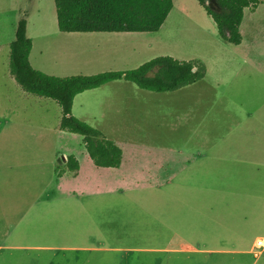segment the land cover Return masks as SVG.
<instances>
[{
	"label": "crops",
	"instance_id": "1",
	"mask_svg": "<svg viewBox=\"0 0 264 264\" xmlns=\"http://www.w3.org/2000/svg\"><path fill=\"white\" fill-rule=\"evenodd\" d=\"M263 7L261 4L255 12L246 9V13H258ZM158 33H63L64 43L56 44L58 47L55 48L50 46L57 38L43 36L32 39L30 62L36 70L58 77L92 75L101 70L119 71L118 67H112L116 65L109 63L124 62L136 51L134 48L131 55H127L124 47H113L110 43L144 35L148 40L147 49H151L153 42L159 40ZM234 46L249 48L243 61L244 65L253 64L254 68L247 75L243 74L238 85L230 80L238 74L236 70H228L222 80L214 84L213 88L223 89L215 98L223 109L222 117L215 119L221 124L211 125L219 132H210L208 126L205 128V120L197 122L193 134L186 140L190 148L187 144L184 148L164 150L160 154L156 178L159 188L158 246L111 248L108 250L112 253L111 264H147L154 259L134 257L133 252L162 254L154 264H171L173 254L186 256L187 260L179 261L180 264H216L209 262L211 257L231 254L253 255V264H256L262 257L264 134L260 130L264 125V95L261 94L264 87V35H255L250 38V43L243 37L242 43ZM154 75L155 71L149 74ZM207 77L208 67L205 79ZM130 84L134 83L117 80L79 94L74 99L73 114L86 121L84 114L103 116L96 112L97 107H90L87 97L101 93L109 85L128 89L132 87ZM190 98L193 96L186 95L185 102L174 110L177 113L183 108L191 110L210 99L200 100L199 97L197 101H188ZM76 103L80 114L75 113ZM201 126L204 131H199ZM30 136L32 141L28 148L5 151V155H16L20 159L9 163L5 170L0 167V179H10L9 173L16 174L15 181H0V264H56L60 258L63 264H69L71 252L85 251V247L80 246L86 242V234L80 228V221L86 216L85 201L97 196L103 179L113 174L112 179H125L119 172L125 169L124 154L120 168H100L91 159L86 160L87 172L74 151L56 153L54 149L41 148L39 142L48 136L39 132L30 133ZM72 155L80 165L77 173L67 168L68 157ZM101 171H110L111 174L103 176ZM59 172L63 174L59 176ZM12 188L15 193L10 192ZM12 198L13 201L9 202ZM9 203L14 204V215L7 212ZM72 215L77 224L71 230L69 224L63 226L60 221L69 220ZM47 221L55 222L53 230L49 234L40 232L42 239L39 240L37 230L34 234L31 229ZM24 225H30V228L24 229ZM146 235L152 237L153 233L149 230ZM259 241L263 246H258ZM194 255H204L205 259ZM79 258L78 255L75 258L77 263ZM181 259L182 256L178 258Z\"/></svg>",
	"mask_w": 264,
	"mask_h": 264
},
{
	"label": "rangeland",
	"instance_id": "2",
	"mask_svg": "<svg viewBox=\"0 0 264 264\" xmlns=\"http://www.w3.org/2000/svg\"><path fill=\"white\" fill-rule=\"evenodd\" d=\"M21 19L27 21V34L30 39L38 40L43 36L57 38L51 48L64 43L61 38L63 33L57 25L54 0H0V167L5 170L9 163H16L20 159L16 155H5L6 150L28 148L32 141L30 133L39 132L48 136L39 142L41 148L54 149L56 153L60 150L62 153L74 151L80 156L88 172L86 160L90 158L83 144V137L59 130L61 107L52 99L25 92L11 74L10 44L15 40L17 24ZM262 26L264 7L258 13H246L245 10L240 30L247 43H250V38L253 39L255 35L263 37L264 30L260 29L264 28ZM158 36L159 40L153 42L151 49H147L148 40L144 35L110 43L113 47H124L127 55H131L130 51L134 48L136 53L131 55V58L126 57L124 62L109 64L116 65L112 67L123 71L136 69L140 67L139 63L143 65L160 56H171L186 61L200 59L208 67V77L205 81L176 93H153L130 84L132 87L128 89L109 85L101 93L87 97L90 107H97L96 112L103 116L84 114L87 121H82L100 130L106 138L122 149L125 169L119 172L125 179H112L115 174L103 179L97 196L93 195L85 201L86 216L80 221V228L86 234V242L80 246L85 247V251L71 252L69 264H111L112 253L108 252L111 248L145 249L158 246L159 188L156 178L161 152L184 148L189 143L186 140L193 134L197 122L205 120V128L208 126L210 132H219L211 125L221 124L215 119L222 117L223 109L220 103L215 102V98L223 89L213 88L214 84H218L228 70H236L238 74L230 80L232 84L238 85L243 74L247 75L249 70L254 68L253 64L244 65L243 59L249 48L234 46L221 39L216 23L198 0H174V8ZM101 71L100 73L108 72ZM262 72L264 74V62ZM262 85L264 86V80ZM261 94L264 95V87ZM186 95L193 96L188 101H197L199 97L200 100L210 99L196 108H183L177 113L174 108L185 102ZM184 111L187 113H183ZM75 113L80 114L77 103ZM199 131H204L203 126ZM260 131L264 134V125ZM187 147L190 148L189 144ZM101 174L107 176L111 173L101 171ZM15 175L14 172L9 173L8 177L15 181ZM103 176L102 178H105ZM10 179L2 177L0 181ZM110 179L112 180L108 182ZM15 191L10 189L11 193ZM10 201H13V198L9 199ZM7 208V212L14 215V204L9 203ZM81 208L83 210V206ZM60 224H69L72 230L77 222L72 215L69 220L60 221ZM54 225L55 222L52 221L42 222L38 228L35 225V229L31 230H37L41 240L40 232L49 234ZM29 226L24 225L23 228L28 229ZM149 230L153 233L152 237L146 235ZM133 254L134 257L154 258L147 264H154L156 259L158 261L163 256L154 253ZM77 255L81 258L78 263L75 260ZM181 256L183 259L178 260ZM194 256L205 259L204 255ZM186 260L183 254H173L171 264H180L179 261ZM211 261L216 264H253V255H214L209 262ZM56 264H63L61 258L57 259ZM256 264H264V253Z\"/></svg>",
	"mask_w": 264,
	"mask_h": 264
},
{
	"label": "trees",
	"instance_id": "3",
	"mask_svg": "<svg viewBox=\"0 0 264 264\" xmlns=\"http://www.w3.org/2000/svg\"><path fill=\"white\" fill-rule=\"evenodd\" d=\"M57 25L63 33L133 32L157 33L174 8V0H54ZM218 28L225 42L240 45L245 10L255 12L264 0H198ZM33 41L27 34V21L17 24L10 44V69L22 89L40 98L52 99L61 107L59 130L83 137L85 149L97 167L120 168L122 149L95 127L73 114L74 99L86 91L117 80L134 83L142 90L172 93L203 81L206 64L199 59L178 60L171 56L154 58L126 71H108L96 75L57 77L36 70L30 62ZM155 71L154 76H149ZM67 168L77 173L75 156L68 157ZM63 173L59 172V176Z\"/></svg>",
	"mask_w": 264,
	"mask_h": 264
},
{
	"label": "built area",
	"instance_id": "4",
	"mask_svg": "<svg viewBox=\"0 0 264 264\" xmlns=\"http://www.w3.org/2000/svg\"><path fill=\"white\" fill-rule=\"evenodd\" d=\"M258 246H263V242L262 241H259L258 242Z\"/></svg>",
	"mask_w": 264,
	"mask_h": 264
}]
</instances>
